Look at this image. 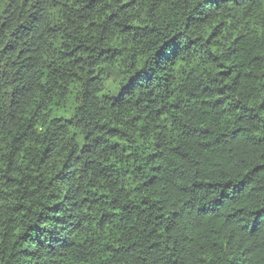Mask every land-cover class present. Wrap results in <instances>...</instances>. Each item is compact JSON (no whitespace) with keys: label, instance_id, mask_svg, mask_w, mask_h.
<instances>
[{"label":"trees","instance_id":"1","mask_svg":"<svg viewBox=\"0 0 264 264\" xmlns=\"http://www.w3.org/2000/svg\"><path fill=\"white\" fill-rule=\"evenodd\" d=\"M0 264H264V0H0Z\"/></svg>","mask_w":264,"mask_h":264}]
</instances>
